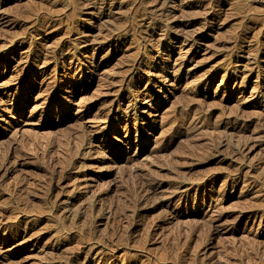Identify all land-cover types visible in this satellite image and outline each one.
I'll use <instances>...</instances> for the list:
<instances>
[{
    "label": "rangeland",
    "instance_id": "1",
    "mask_svg": "<svg viewBox=\"0 0 264 264\" xmlns=\"http://www.w3.org/2000/svg\"><path fill=\"white\" fill-rule=\"evenodd\" d=\"M0 264H264V0H0Z\"/></svg>",
    "mask_w": 264,
    "mask_h": 264
},
{
    "label": "bare ground",
    "instance_id": "2",
    "mask_svg": "<svg viewBox=\"0 0 264 264\" xmlns=\"http://www.w3.org/2000/svg\"><path fill=\"white\" fill-rule=\"evenodd\" d=\"M163 74V73H162ZM165 77V76H164ZM164 79V78H163ZM167 79V78H166ZM147 101H148V103H151V98H149V99H147ZM247 145H246V143L245 144H241V145H238V148H237V150L238 151H242L243 149H244V147H246ZM156 190H157V187H155V186H152V185H150V184H146V183H139L138 185H137V188H136V191H137V193L139 194V193H143V195H142V197L141 196H139V198H138V203L139 202H142V201H144L147 197H148V195H151V194H154L155 192H156ZM145 195V196H144ZM170 212V214L172 215V219H177V218H180L181 216L182 217H189L191 214H189L188 212H185V213H182V214H177V213H175L174 211H169Z\"/></svg>",
    "mask_w": 264,
    "mask_h": 264
}]
</instances>
